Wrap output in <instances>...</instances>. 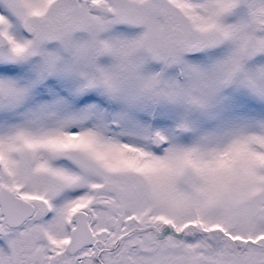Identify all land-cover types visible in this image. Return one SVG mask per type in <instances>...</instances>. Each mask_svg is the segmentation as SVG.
Segmentation results:
<instances>
[{"label":"snow or ice","instance_id":"1","mask_svg":"<svg viewBox=\"0 0 264 264\" xmlns=\"http://www.w3.org/2000/svg\"><path fill=\"white\" fill-rule=\"evenodd\" d=\"M0 264H264V0H0Z\"/></svg>","mask_w":264,"mask_h":264}]
</instances>
